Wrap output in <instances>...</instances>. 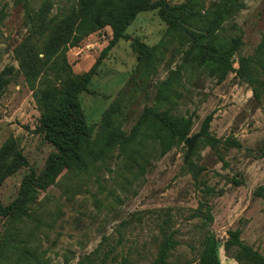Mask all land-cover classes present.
I'll use <instances>...</instances> for the list:
<instances>
[{"label":"rangeland","instance_id":"374dc122","mask_svg":"<svg viewBox=\"0 0 264 264\" xmlns=\"http://www.w3.org/2000/svg\"><path fill=\"white\" fill-rule=\"evenodd\" d=\"M41 1L32 0V9ZM166 1L178 4L184 0ZM203 1L208 7L216 0ZM19 2L0 0V13L5 15L0 23V72L9 66L17 68L12 51L27 31ZM57 3L62 5L64 0ZM56 10L54 7L52 13ZM231 25L242 32L240 55H252L264 32V0H243V8ZM165 30L157 11L137 16L127 29L130 40H121L101 60L88 91L79 96L88 124L99 122L102 112L136 68L132 39L154 46ZM110 38L106 28L69 49L67 58L74 73L88 71ZM183 50L175 43L168 46L157 75L146 80L142 87L145 93L138 94L132 102L134 116L147 102L145 95L153 94V87L167 77L168 69L179 63ZM233 60L236 69L237 57ZM176 90L180 97L175 99L174 113L191 115L194 125L189 137L199 135L188 158L185 159L187 148L182 143L164 157L151 160L143 177L129 187L119 177L121 163L116 158L109 163L110 171L102 170L74 186L58 178L38 197L37 228L30 224L26 230L33 231L28 246L40 264H149L156 256L160 225L168 216L171 230L178 231L179 241L169 264H196L205 232L201 221L191 219V215L200 204L207 205L213 218L208 229L218 240L219 264H238L223 248L228 231L236 229L241 232L242 242L264 257V201L254 194L257 188H264V98L254 100L250 86L233 73L221 84L201 72L185 73ZM210 113V134L220 141L217 152L203 146L199 134L203 119ZM38 119L32 92L18 76L0 94V146L7 138H15L29 165L41 169L52 148L35 132ZM228 138L237 140L241 147L225 148L222 143ZM189 158L193 167L184 163ZM25 173L26 169H22L5 179L0 187L3 205L15 199ZM232 179L240 184L235 186ZM206 189L211 192L206 194ZM3 225L4 222L0 231Z\"/></svg>","mask_w":264,"mask_h":264},{"label":"trees","instance_id":"16d2710c","mask_svg":"<svg viewBox=\"0 0 264 264\" xmlns=\"http://www.w3.org/2000/svg\"><path fill=\"white\" fill-rule=\"evenodd\" d=\"M17 1L24 9L27 31L12 51L17 68L9 66L0 72V94L18 76L22 77L39 112L35 132L52 151L38 169L29 165L15 138H7L0 146V187L5 179L26 169L15 199L7 205L0 202V224L4 222L0 231V264H40L28 246L33 231L26 230L30 224L37 228L38 197L58 178L74 186L75 182L88 180L102 170L110 171L109 163L116 158L121 163L119 177L129 187L143 177L151 160L164 157L184 142L193 128V117L174 111L175 99L180 97L176 86L185 73L201 72L218 84L233 73L250 86L254 100L264 98V32L254 53L242 56V32L231 25L243 8V0H216L208 7L203 0H184L178 4L166 0H64L62 5L57 3L59 0H42L36 9L31 7L32 0ZM54 7L57 10L52 13ZM154 10L166 25L164 35L154 46L132 39L136 68L102 112L99 122L88 124L80 94L88 91L101 60L121 40H130L127 29L137 16ZM4 17L1 12L0 23ZM106 28L111 38L100 57L88 71L74 73L67 58L69 49ZM234 30L237 32L231 33ZM172 43L184 49L179 53L182 54L179 63L168 69L167 77L153 87V94L145 95L147 102L134 116L130 109L132 102L138 94L145 93L143 84L157 75ZM212 120L210 113L203 119L199 134L202 145L217 152L220 141L210 134ZM222 145L227 149L241 147L234 138L226 139ZM184 163L193 167L191 158ZM196 175L194 171V178ZM231 182L235 186L240 184L236 179ZM254 194L264 201L263 187ZM191 219H199L205 232L196 264H219L218 240L208 229L213 218L207 205L200 204ZM170 222L168 216L160 225L156 256L149 264H169L178 247V231L171 230ZM240 234L239 229L228 231L224 251L238 264H264V257L245 245Z\"/></svg>","mask_w":264,"mask_h":264},{"label":"water","instance_id":"95a60500","mask_svg":"<svg viewBox=\"0 0 264 264\" xmlns=\"http://www.w3.org/2000/svg\"><path fill=\"white\" fill-rule=\"evenodd\" d=\"M199 135L196 134L194 135L193 137H187L184 142H183V145L187 148V151H186V156H185V159L188 158V156L191 154L193 148H194V145H195V142L196 140L198 139Z\"/></svg>","mask_w":264,"mask_h":264}]
</instances>
